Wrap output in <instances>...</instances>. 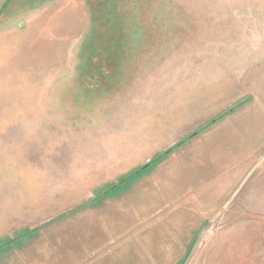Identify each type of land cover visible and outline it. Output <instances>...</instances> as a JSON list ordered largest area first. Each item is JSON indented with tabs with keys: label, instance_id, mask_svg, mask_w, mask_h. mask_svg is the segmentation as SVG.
<instances>
[{
	"label": "rangeland",
	"instance_id": "rangeland-1",
	"mask_svg": "<svg viewBox=\"0 0 264 264\" xmlns=\"http://www.w3.org/2000/svg\"><path fill=\"white\" fill-rule=\"evenodd\" d=\"M90 13L0 25V240L34 230L0 264H264V0H172L167 64L63 132L48 114L86 76Z\"/></svg>",
	"mask_w": 264,
	"mask_h": 264
},
{
	"label": "water",
	"instance_id": "water-1",
	"mask_svg": "<svg viewBox=\"0 0 264 264\" xmlns=\"http://www.w3.org/2000/svg\"><path fill=\"white\" fill-rule=\"evenodd\" d=\"M73 0H0V25ZM172 0H91L86 76L48 114L63 132L107 118L167 64Z\"/></svg>",
	"mask_w": 264,
	"mask_h": 264
},
{
	"label": "trees",
	"instance_id": "trees-1",
	"mask_svg": "<svg viewBox=\"0 0 264 264\" xmlns=\"http://www.w3.org/2000/svg\"><path fill=\"white\" fill-rule=\"evenodd\" d=\"M210 123L207 122L205 124L208 125ZM180 142L166 148L160 151H157L152 155V157L149 159V161L141 166H138L136 168L131 169L130 171L126 172L125 174L121 175L117 181L111 182L107 185V188L100 191L98 195L95 198H92L85 202L83 206L85 205H97L105 196H111L116 195L123 190H125L131 183L134 181L140 179L144 174L148 173L152 168H154L157 164L165 160L171 153L174 151ZM34 230H30L28 228H24L21 230V234L17 235V238H5L3 240H0V253L4 251L7 247H10L16 240H19L22 236L30 235Z\"/></svg>",
	"mask_w": 264,
	"mask_h": 264
},
{
	"label": "crops",
	"instance_id": "crops-1",
	"mask_svg": "<svg viewBox=\"0 0 264 264\" xmlns=\"http://www.w3.org/2000/svg\"><path fill=\"white\" fill-rule=\"evenodd\" d=\"M50 15H52V14H50ZM37 16V15H36Z\"/></svg>",
	"mask_w": 264,
	"mask_h": 264
}]
</instances>
